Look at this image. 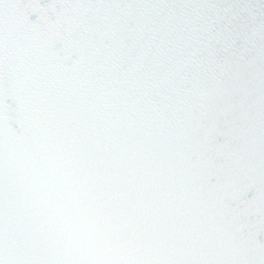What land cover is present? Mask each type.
Wrapping results in <instances>:
<instances>
[{
  "label": "snow or ice",
  "instance_id": "1",
  "mask_svg": "<svg viewBox=\"0 0 264 264\" xmlns=\"http://www.w3.org/2000/svg\"><path fill=\"white\" fill-rule=\"evenodd\" d=\"M0 264H264V0H0Z\"/></svg>",
  "mask_w": 264,
  "mask_h": 264
}]
</instances>
